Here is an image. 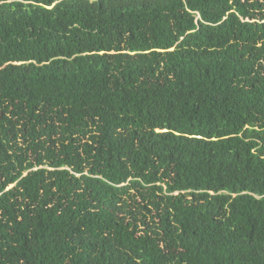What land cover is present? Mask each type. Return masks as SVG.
I'll list each match as a JSON object with an SVG mask.
<instances>
[{
    "label": "trees",
    "instance_id": "obj_1",
    "mask_svg": "<svg viewBox=\"0 0 264 264\" xmlns=\"http://www.w3.org/2000/svg\"><path fill=\"white\" fill-rule=\"evenodd\" d=\"M0 264H264V0H0Z\"/></svg>",
    "mask_w": 264,
    "mask_h": 264
}]
</instances>
